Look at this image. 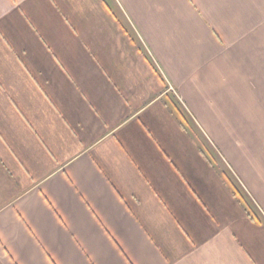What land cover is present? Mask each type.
Wrapping results in <instances>:
<instances>
[{
  "label": "crops",
  "instance_id": "crops-1",
  "mask_svg": "<svg viewBox=\"0 0 264 264\" xmlns=\"http://www.w3.org/2000/svg\"><path fill=\"white\" fill-rule=\"evenodd\" d=\"M0 264H264V0H0Z\"/></svg>",
  "mask_w": 264,
  "mask_h": 264
}]
</instances>
